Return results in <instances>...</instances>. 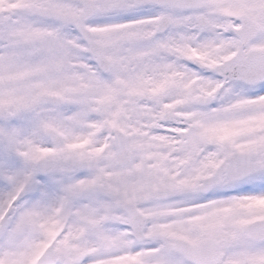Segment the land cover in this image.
<instances>
[{
    "label": "snow or ice",
    "instance_id": "obj_1",
    "mask_svg": "<svg viewBox=\"0 0 264 264\" xmlns=\"http://www.w3.org/2000/svg\"><path fill=\"white\" fill-rule=\"evenodd\" d=\"M0 264H264V0H0Z\"/></svg>",
    "mask_w": 264,
    "mask_h": 264
}]
</instances>
